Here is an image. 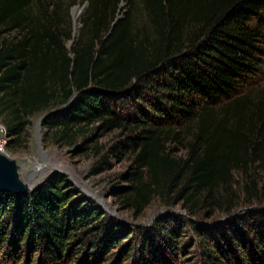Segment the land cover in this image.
Returning a JSON list of instances; mask_svg holds the SVG:
<instances>
[{
	"label": "trees",
	"instance_id": "16d2710c",
	"mask_svg": "<svg viewBox=\"0 0 264 264\" xmlns=\"http://www.w3.org/2000/svg\"><path fill=\"white\" fill-rule=\"evenodd\" d=\"M73 2L0 0V119L9 150L40 113L71 147L87 126L98 124L90 139L127 131L108 152H134L131 171L119 177L128 185L114 191L120 204L140 216L160 197L190 218L163 216L123 244L134 232L109 233L99 210L53 173L31 194L0 192V264L106 263L115 248L113 264L123 256L176 264L188 232L202 264H264V206L237 214L242 202L262 201L252 170L264 172V0H86L70 49ZM123 3L131 9L114 25ZM236 174L248 182L245 199L234 191ZM203 210L229 221H198Z\"/></svg>",
	"mask_w": 264,
	"mask_h": 264
},
{
	"label": "rangeland",
	"instance_id": "374dc122",
	"mask_svg": "<svg viewBox=\"0 0 264 264\" xmlns=\"http://www.w3.org/2000/svg\"><path fill=\"white\" fill-rule=\"evenodd\" d=\"M85 4L86 0H75V2L70 5L71 28L74 29L72 11L76 7L81 10L84 8ZM86 9L80 16L79 24L81 28V19ZM130 9L127 3H123L119 17L122 19ZM45 115L46 113H40L30 118V123L22 136L20 146L9 150L10 158L16 160L20 166L22 180H28L27 175L29 173H35L40 180L39 182H41L39 184H42L53 173L63 174L68 178V181L76 192L77 199H81L84 203L86 202L99 210L109 233L111 231L117 232L124 228L131 229L134 232L133 236L130 237L128 241L125 242L123 240L125 237L121 239L124 242L123 244L133 239H140L141 235L152 230L156 221L163 216H183L184 218H190V215L182 204L172 206L160 197H156L140 216H136L134 211L125 209L120 204L115 197L114 191L118 185H128L123 180H120L119 177L131 171L134 152L132 149H127L119 156H114L108 152L127 137V131H108L103 136L95 135L90 139V131L98 126V124H94L84 127L83 135L79 137L77 145L71 147L65 140L60 143L57 142L60 135L57 134L55 130H49L45 127L43 123ZM85 138H89L86 143L84 142ZM85 144L93 149L91 151L81 150L80 147ZM96 146L102 150L101 156L95 154L94 147ZM174 147L179 151L178 155H185V150L182 146L173 144L172 148ZM105 154H108L106 163L102 160V156ZM97 168H102V172L92 176L93 170ZM252 171L258 173L255 175L256 178L260 180L259 190L261 191L262 201L259 202L255 200L253 205L242 202L238 207L237 214L244 213L249 208L258 205L264 206V172L258 168H253ZM235 180L236 185L234 191L240 194L241 198L245 199L246 194L244 192L248 182L240 174H236ZM196 218L198 221L212 225H222L229 221V217L220 211H216L212 217L208 218L206 210H203ZM191 238L192 235L188 232L182 239L183 248L185 249L184 253L181 256L179 255L176 264L203 263L200 247L198 244L194 243V240ZM136 244H138V241ZM120 250V248H115L113 250L114 255L111 257L110 261L106 263L102 261L94 264H113L116 258H118ZM117 264H133V258L123 256Z\"/></svg>",
	"mask_w": 264,
	"mask_h": 264
},
{
	"label": "water",
	"instance_id": "95a60500",
	"mask_svg": "<svg viewBox=\"0 0 264 264\" xmlns=\"http://www.w3.org/2000/svg\"><path fill=\"white\" fill-rule=\"evenodd\" d=\"M88 6V3L85 4L84 8L79 10L76 7L72 11L74 18V31H73V40L69 42L70 49H73L78 37L81 25L80 16ZM78 11V13H77ZM121 18H117L114 25ZM28 180L24 181L21 179L20 166L18 162L14 159H11L9 156L0 154V192L8 193L16 196L28 195L31 194L41 183L39 178L35 173H29Z\"/></svg>",
	"mask_w": 264,
	"mask_h": 264
},
{
	"label": "built area",
	"instance_id": "2783aa9c",
	"mask_svg": "<svg viewBox=\"0 0 264 264\" xmlns=\"http://www.w3.org/2000/svg\"><path fill=\"white\" fill-rule=\"evenodd\" d=\"M11 137L8 134L6 126L0 120V154H4L10 157L9 143Z\"/></svg>",
	"mask_w": 264,
	"mask_h": 264
},
{
	"label": "bare ground",
	"instance_id": "6f19581e",
	"mask_svg": "<svg viewBox=\"0 0 264 264\" xmlns=\"http://www.w3.org/2000/svg\"><path fill=\"white\" fill-rule=\"evenodd\" d=\"M77 13H78V11H77Z\"/></svg>",
	"mask_w": 264,
	"mask_h": 264
}]
</instances>
